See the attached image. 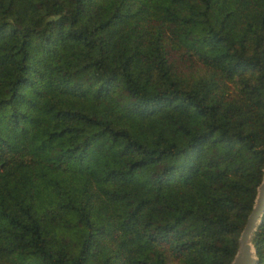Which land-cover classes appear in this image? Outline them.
<instances>
[{"label": "trees", "instance_id": "trees-1", "mask_svg": "<svg viewBox=\"0 0 264 264\" xmlns=\"http://www.w3.org/2000/svg\"><path fill=\"white\" fill-rule=\"evenodd\" d=\"M263 168L264 0H0V264H231Z\"/></svg>", "mask_w": 264, "mask_h": 264}, {"label": "water", "instance_id": "water-1", "mask_svg": "<svg viewBox=\"0 0 264 264\" xmlns=\"http://www.w3.org/2000/svg\"><path fill=\"white\" fill-rule=\"evenodd\" d=\"M264 215V168L263 175L259 185L257 186L256 196L249 212L246 222L240 232L238 238V248L234 255L231 264H235L237 259L241 261V264H249V246H251L252 254L256 257V264H258V257L256 256V250L252 243V238L259 226L262 217Z\"/></svg>", "mask_w": 264, "mask_h": 264}, {"label": "rangeland", "instance_id": "rangeland-1", "mask_svg": "<svg viewBox=\"0 0 264 264\" xmlns=\"http://www.w3.org/2000/svg\"><path fill=\"white\" fill-rule=\"evenodd\" d=\"M246 77H247V74L244 75L242 79ZM225 84H226L225 86L227 88L228 94L235 98H238L237 95L240 93V86H241L240 79L238 78L231 79V80H228ZM237 248H238V245H237Z\"/></svg>", "mask_w": 264, "mask_h": 264}, {"label": "clouds", "instance_id": "clouds-1", "mask_svg": "<svg viewBox=\"0 0 264 264\" xmlns=\"http://www.w3.org/2000/svg\"><path fill=\"white\" fill-rule=\"evenodd\" d=\"M235 264H241V261L237 259ZM249 264H256V257L252 254L251 246H249Z\"/></svg>", "mask_w": 264, "mask_h": 264}]
</instances>
